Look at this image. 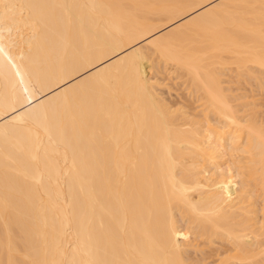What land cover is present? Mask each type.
<instances>
[{
	"label": "bare ground",
	"instance_id": "bare-ground-1",
	"mask_svg": "<svg viewBox=\"0 0 264 264\" xmlns=\"http://www.w3.org/2000/svg\"><path fill=\"white\" fill-rule=\"evenodd\" d=\"M259 93L264 0H0V264H264Z\"/></svg>",
	"mask_w": 264,
	"mask_h": 264
},
{
	"label": "rangeland",
	"instance_id": "rangeland-1",
	"mask_svg": "<svg viewBox=\"0 0 264 264\" xmlns=\"http://www.w3.org/2000/svg\"><path fill=\"white\" fill-rule=\"evenodd\" d=\"M162 23H163V22H162ZM145 68L147 69V65L145 66ZM146 71L150 74V72L148 71V69H147ZM163 74H164V73H161V75L164 76V78L160 75V76L162 77V79L160 78V80H163V79H164V81H166V84H167V85H168V84H169V85L171 84L172 87H173V85H174L175 89H174V87H173L172 90L170 89V91H168L167 89H169V87H171V86H168V88H167V87H166L167 85H166V86L163 85V87H162V85H161V87H160V89H159V90H160V93H161V94L166 93V94H164V95H162V96H164V97H168V96H169L167 99H173V100H174V98H176V97H177L176 100H179V99L183 98V97L185 96V94H186L188 91H187V89H185L184 85H182V84L179 83L180 81H182V79H181V78H180V79H179V78H176L175 81L173 80V81H174V84H173V83L171 82L172 79H171V78H170L171 80L168 79V78L165 79L167 76H165V74H164V75H163ZM167 75H169V74H167ZM164 81H163V82H164ZM178 81H179V82H178ZM167 82H168V83H167ZM176 82H178L177 85L175 84ZM172 84H173V85H172ZM177 86H178V87H177ZM248 86H249V85H248ZM248 86H247V88H249ZM176 88H178V89L176 90ZM161 89H162V90H161ZM249 89H250V88H249ZM249 89H248V90H249ZM163 90H164V91H163ZM175 90H176L177 92H176ZM170 92H171L172 94H171ZM254 92H256V93L258 94L257 91H254ZM257 94H256V96H257ZM172 96H173V97H172ZM171 97H172V98H171ZM257 99H258V100H257ZM256 101H257L258 104H259V101H260V104H259V106H258V107H259L258 110L261 109L262 111H264V93H263V95H262V93H261V94L259 93V95L256 97ZM262 103H263V104H262ZM261 104H262V105H261ZM256 108H257V107H256ZM260 112H261V111H260ZM262 113H263V112H261V114H262ZM263 116H264V114H263ZM191 253H192V252H191ZM193 255H194V254H193ZM194 256H195V255H194Z\"/></svg>",
	"mask_w": 264,
	"mask_h": 264
}]
</instances>
